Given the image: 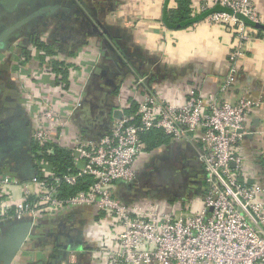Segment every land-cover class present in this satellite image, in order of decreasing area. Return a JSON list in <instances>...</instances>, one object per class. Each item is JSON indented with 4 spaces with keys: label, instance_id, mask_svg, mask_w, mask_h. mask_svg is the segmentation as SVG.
<instances>
[{
    "label": "built area",
    "instance_id": "2783aa9c",
    "mask_svg": "<svg viewBox=\"0 0 264 264\" xmlns=\"http://www.w3.org/2000/svg\"><path fill=\"white\" fill-rule=\"evenodd\" d=\"M215 7L227 10L210 12L204 21L231 26L235 43L230 72L206 97L196 90L186 103L173 104L141 78L130 87L134 96L128 97L124 88L114 99L122 117L113 119L98 139L71 129L83 105L81 96L60 107L42 96L25 103L30 112L35 109L33 144L48 146L46 154L54 153V147L69 150L74 166L66 173L41 170L38 165L45 160L35 159L38 174L27 181L0 172V223L30 218L38 227L79 209L112 222L113 236L92 242L84 232L89 218L79 217L84 221L83 238L77 249L68 250L62 264H79L84 255L95 256L101 264H264V187L244 179L241 148L253 134L249 118L256 104L247 96L227 101L239 72L237 62L257 38L239 16L264 25V14L255 10L252 0H204L201 12ZM32 42L29 45L36 48ZM33 61L31 70L42 77L44 66ZM84 74L81 69L75 77ZM132 97L139 99L136 111L130 110ZM153 131L170 137L172 145L150 150L143 135ZM175 144L198 147L203 178L198 179L202 186H195L201 195L176 202L159 200L156 193L146 199L137 196L133 186L140 172ZM80 183L86 188L72 193Z\"/></svg>",
    "mask_w": 264,
    "mask_h": 264
},
{
    "label": "crops",
    "instance_id": "0c3cea01",
    "mask_svg": "<svg viewBox=\"0 0 264 264\" xmlns=\"http://www.w3.org/2000/svg\"><path fill=\"white\" fill-rule=\"evenodd\" d=\"M42 1L49 0H41V4ZM77 2L82 7L86 6V12L92 19L102 23L109 37L84 35L81 24L75 23L70 16L60 14L50 20L49 28L45 31L40 33L37 30L33 34L31 42L36 48L24 45L20 49L17 47L14 53L7 54L11 62L9 70L14 75L12 82L20 92L17 105L24 109L31 121L36 117L35 109L31 114L25 103L34 102L36 96H42L49 102H54V106L60 107L76 101L80 96L84 101L88 95L89 98L91 95H98L106 86L105 83L91 86L90 89L94 90V93L91 90V95L87 94L86 89L93 80L92 75L105 63V57L109 66L114 62L117 71L125 70L121 65L122 61L130 72L117 78L118 89L114 99L126 89L128 97L134 96L135 90L130 87L139 79L146 78L155 94L166 97L173 104H184L196 90L201 91L205 97L215 91L231 70L230 54L235 43L233 28L208 24L204 21V16L187 27L170 29L165 18L168 11L177 7L176 0ZM203 2L204 0H192L193 18L203 14ZM252 2L255 10L264 14V0ZM30 27L25 32L38 29L34 23ZM250 30L257 38L248 43L244 56L237 62L239 72L227 101L236 103L240 97L247 96L256 104L249 118V129L253 134L241 142L245 158L243 176L248 184L264 187V31L255 28ZM45 36L46 43L44 39L41 40ZM42 42L45 46L39 44ZM33 60L40 63L41 67L44 66L45 73L42 77L37 76V70H31ZM81 69L85 74L76 79L75 75ZM11 99L12 95L7 96V92L0 93V101L3 102L0 110L12 109L14 105ZM135 99L130 98L131 111L138 108L139 99ZM72 125V130L82 133L75 122ZM20 196L18 192L16 198ZM146 197L147 194H143L140 198ZM158 199L170 201L166 196ZM190 199L189 195L179 200ZM82 216L90 220L86 222L84 232L92 242L113 236L112 222L103 221L101 215L90 209L71 211L65 219L60 217L55 223L45 220L38 225L35 235L27 241L14 264H49L52 257L57 256L59 249L63 248L62 245L49 241L50 239L48 242L42 239L56 233L58 225H67V219L68 222L75 223ZM41 231L43 234L37 240ZM91 258L89 257L91 264H101L96 261L95 256Z\"/></svg>",
    "mask_w": 264,
    "mask_h": 264
},
{
    "label": "flooded vegetation",
    "instance_id": "af4514ba",
    "mask_svg": "<svg viewBox=\"0 0 264 264\" xmlns=\"http://www.w3.org/2000/svg\"><path fill=\"white\" fill-rule=\"evenodd\" d=\"M41 9L42 7L30 6L26 9L25 13L17 14V16L15 17V21L12 20L15 14L12 17L6 12H0V27L2 29L0 30V37L4 33H6V31L10 27H13L15 24H18L16 22H22L31 15L37 14V17L35 19H29L28 22H26L18 29L10 33L8 42L11 47L8 51L0 53V93L2 94L4 92H7V96L8 94L12 95V99L10 101H13L12 104L14 105L11 111L8 112V114H12L13 112H15V109L18 107L17 102L20 100V92L16 88L15 84L12 82V78L14 75L9 70L11 62L10 57L7 56V54L8 52L14 53L17 47H19L20 49V47H24V45H29V43L34 39L33 34L37 32V30H40L41 33L47 28H49L48 26L43 27L36 25L38 29H34L32 32H25V29L27 27L31 29L30 25H32L33 23L40 24L43 21L45 14L40 11ZM1 24L3 25V27ZM15 45L17 47H15ZM5 54L6 56H4ZM2 57L4 58L1 59ZM116 67L117 66L114 65V62H112L110 66L108 65V63L105 62L103 63L102 68L97 71L99 76L92 80L93 85L105 83V85L107 84L108 86H104V89H101V91H99L100 93L96 96L91 95V90L93 88L90 89L89 87V94L91 95V97L89 98L88 96L83 101V109L81 108L82 111H80V113L75 118V123L77 127L81 128L82 126L84 127V125L87 126L86 120H83V123L81 122V114H84L85 118L90 120L91 123H93V121L103 119V110H109L117 92H113L115 85H117L116 80L119 79L118 77L121 74V72H117ZM122 71L124 72L125 70L122 69ZM92 93H94V90H92ZM2 103L3 102L0 101V106L2 105ZM22 118L23 116L21 115L20 119ZM95 129L91 128V134H93L94 132L97 134L99 132L98 130L94 131ZM4 162L7 163V160ZM7 166L8 165L5 164V166L3 167L4 172H7ZM201 172L202 165L200 161L195 157V151L189 146H180L178 144H175L170 148H165L158 157L154 158L153 161L140 172L138 181L133 186V190H135L136 195L140 197L143 194L156 193L158 197L166 196L170 199H180L183 198V196L192 195L190 191L191 184L194 185V182L196 181L193 180V178H196L197 176V180L202 179L203 175ZM67 220L65 222L67 225H58L59 227L56 228V233H52L49 238L46 237L45 239H42V241L46 240L48 242V240L50 239L49 241L54 242L55 244L62 245V248L69 247L71 245V242L78 243L83 238L82 234L84 221L77 220L75 221V223H71L68 222L69 220ZM57 221L58 219H54L48 222L55 223ZM41 234H43L42 231L39 234L37 240H40ZM68 249H70V247ZM59 251L60 253L58 254V257L61 256L62 258L59 259L60 262H58V264H62L63 261H61V259L67 258L69 252L68 250L63 249H59ZM55 259L56 258L52 257L50 263L52 264L54 262L55 264H57V260ZM79 264H91L89 261V256H82Z\"/></svg>",
    "mask_w": 264,
    "mask_h": 264
},
{
    "label": "water",
    "instance_id": "95a60500",
    "mask_svg": "<svg viewBox=\"0 0 264 264\" xmlns=\"http://www.w3.org/2000/svg\"><path fill=\"white\" fill-rule=\"evenodd\" d=\"M41 0H0V12H6L10 16H15L12 20L15 21V17L19 13H25L28 7H42L40 10L45 14L43 21L39 24V26H48L50 20H54L58 15L64 14L70 16L75 23L81 24L84 35L89 36H101L106 35L109 37V33L107 29L102 25V23L96 19H92L86 11L87 8L79 5L77 0H49L42 1ZM73 16V17H72ZM37 17V14L31 15L26 20L22 22H16L13 27H10L6 33H4L0 37V53L6 52L10 49L11 45L9 44V36L10 33L14 30L18 29L20 26L28 22L29 19L33 20ZM242 20L245 21L247 25L252 28L263 30L264 25L252 23L251 21L239 16ZM106 44V42H105ZM109 46V44H107ZM111 48V47H110ZM107 57H105L106 62ZM121 65H123L126 72H122L121 76H126L129 72L127 69V65L121 61ZM101 69L100 65L98 69ZM127 69V70H126ZM104 74V73H103ZM102 74V75H103ZM119 75V74H118ZM119 75V76H120ZM98 73H94L92 75V79L97 78ZM93 85V81L89 83L88 88L86 89L87 94H89V87ZM106 86H108L106 84ZM110 86V85H109ZM118 87L115 85L114 91H117ZM112 94V93H111ZM89 96V95H88ZM83 109V108H82ZM81 109V111H82ZM11 109L5 108L0 110V170L3 171V167L5 164L8 166L7 172L19 180L27 181L35 178L38 174L36 162L34 155L31 153L33 148V139H32V123L31 118L27 113L22 109L19 105L15 112L12 114H8ZM104 113V117L102 120L90 122V120L86 119L83 114L80 115L81 122L86 120L87 126L84 125L80 129L81 131L92 139H98L102 137L110 127V124L113 119H120L122 117V112L116 110L114 104L110 106L108 111H102ZM101 112V113H102ZM23 116L20 119V116ZM79 117V116H78ZM20 119V120H19ZM83 123V122H82ZM91 128L98 130L99 132L96 134L95 132L91 134ZM195 151V157H199V153L196 150L198 147H194L191 144H188ZM78 157V153L76 154ZM7 160V163L4 162ZM203 173V172H202ZM168 176V175H166ZM194 185L201 187L202 182L197 180L194 182ZM202 191L200 189L197 192L192 193V196L195 194H201ZM191 196V195H190ZM186 197V196H183ZM170 201L172 199L168 198ZM37 226L34 225V222L30 218L25 219H9L0 223V264H14L15 260L25 247L27 241L31 236L35 235V230ZM80 241L78 243L71 242L70 248L77 249L75 245H80ZM69 247L63 248V250H69ZM57 260V264L61 256H54ZM65 259V258H64ZM64 259H61L63 261ZM51 264V263H50ZM52 264H55L54 262Z\"/></svg>",
    "mask_w": 264,
    "mask_h": 264
},
{
    "label": "trees",
    "instance_id": "16d2710c",
    "mask_svg": "<svg viewBox=\"0 0 264 264\" xmlns=\"http://www.w3.org/2000/svg\"><path fill=\"white\" fill-rule=\"evenodd\" d=\"M176 2H177V7L171 11H168V13L166 14V18H165V23L170 29L172 28L178 29V28L187 27L193 24L195 20L203 18L210 12L227 10L224 7H216L211 11L204 12L198 17L193 18L191 16L192 0H176ZM39 44L40 45L42 44L41 46H45L43 42ZM51 55H54V54L51 53ZM143 139L148 144L150 150L158 148V146L160 145H166V146L172 145L170 141V137L166 136L161 131L149 132L146 135H143ZM47 147H41L38 144H33L31 153L35 156V159L38 161L44 159L46 162L43 166L39 164L38 165L39 169L41 170L42 168L54 169L58 171L59 173H66L68 169L74 166V158L71 155V152L69 150H66L60 147H54V153L52 154L43 153L45 152ZM40 152L42 154H40ZM0 172H3V171L0 170ZM85 188H86V185H84L83 183H80V185L75 187L71 192L76 193L80 190H84Z\"/></svg>",
    "mask_w": 264,
    "mask_h": 264
},
{
    "label": "rangeland",
    "instance_id": "374dc122",
    "mask_svg": "<svg viewBox=\"0 0 264 264\" xmlns=\"http://www.w3.org/2000/svg\"><path fill=\"white\" fill-rule=\"evenodd\" d=\"M6 23V22H5ZM2 25V24H1ZM2 27H3V25H2ZM0 30H2L1 29V27H0ZM15 47H17L16 45H15ZM189 171V170H188ZM192 179V178H191ZM193 180H196V178H193ZM197 190H198V188L196 187V186H194V185H192L191 184V189H190V191H191V193H196L197 192ZM201 194H195V196H197V197H199ZM192 196V195H191ZM182 199V198H181ZM177 200H179V199H172V201H174V202H176Z\"/></svg>",
    "mask_w": 264,
    "mask_h": 264
}]
</instances>
